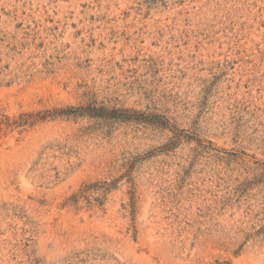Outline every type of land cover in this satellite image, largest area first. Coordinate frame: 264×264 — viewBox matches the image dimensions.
<instances>
[{"label": "rangeland", "instance_id": "obj_1", "mask_svg": "<svg viewBox=\"0 0 264 264\" xmlns=\"http://www.w3.org/2000/svg\"><path fill=\"white\" fill-rule=\"evenodd\" d=\"M0 264H264V0H0Z\"/></svg>", "mask_w": 264, "mask_h": 264}]
</instances>
